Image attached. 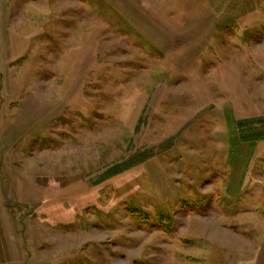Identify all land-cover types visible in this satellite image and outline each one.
Instances as JSON below:
<instances>
[{"label": "rangeland", "instance_id": "rangeland-1", "mask_svg": "<svg viewBox=\"0 0 264 264\" xmlns=\"http://www.w3.org/2000/svg\"><path fill=\"white\" fill-rule=\"evenodd\" d=\"M0 264H264V0H0Z\"/></svg>", "mask_w": 264, "mask_h": 264}, {"label": "trees", "instance_id": "trees-1", "mask_svg": "<svg viewBox=\"0 0 264 264\" xmlns=\"http://www.w3.org/2000/svg\"><path fill=\"white\" fill-rule=\"evenodd\" d=\"M122 169H123V166L116 167V168L110 170L109 173H110V175H115V174L121 172ZM110 175H106L105 177H109ZM138 209L139 208H135L133 210V215L134 216H141L142 219H144L145 221H148V220L150 221L151 220V218H152L151 213H149V212L143 213V212H141V210H138ZM162 218H163V221H161V223H165L166 220H167V217L165 216V217H162Z\"/></svg>", "mask_w": 264, "mask_h": 264}]
</instances>
